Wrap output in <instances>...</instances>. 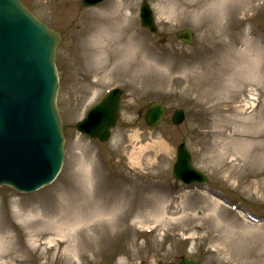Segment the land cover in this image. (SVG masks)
<instances>
[{
  "label": "rangeland",
  "instance_id": "rangeland-1",
  "mask_svg": "<svg viewBox=\"0 0 264 264\" xmlns=\"http://www.w3.org/2000/svg\"><path fill=\"white\" fill-rule=\"evenodd\" d=\"M81 1L22 0L64 35L57 56L65 134L60 176L33 194L0 188L1 223L13 222L26 264H74L76 252V264H178L185 256L204 264H264V0L253 1L242 25L247 0H233L225 18L207 1L195 7L192 0H144L157 35L140 27L143 0H106L96 9ZM126 14L140 51L125 59L113 42L127 34L115 24ZM226 25L237 45L224 44ZM184 29L193 31L189 44L177 37ZM115 85L124 90L118 126L109 143L89 141L76 124ZM152 102L169 112L149 129L144 113ZM177 109L187 115L180 126L171 121ZM181 142L211 178L206 191L184 190L172 178ZM158 184L161 191L153 188ZM106 209L116 223H107ZM155 224L161 226L148 233ZM53 225L63 234L54 235ZM35 228L48 234L47 244L29 251ZM62 237L74 247H56Z\"/></svg>",
  "mask_w": 264,
  "mask_h": 264
},
{
  "label": "water",
  "instance_id": "water-1",
  "mask_svg": "<svg viewBox=\"0 0 264 264\" xmlns=\"http://www.w3.org/2000/svg\"><path fill=\"white\" fill-rule=\"evenodd\" d=\"M145 24L155 30L151 20ZM60 40L19 0H0V184L33 191L52 181L61 168L63 138L55 67ZM118 100L119 93L113 92L79 128L106 141L117 120ZM164 114L163 108L152 105L146 120L157 124ZM181 120L178 114L176 121ZM174 175L184 181L206 180L193 168L184 146L179 149Z\"/></svg>",
  "mask_w": 264,
  "mask_h": 264
},
{
  "label": "bare ground",
  "instance_id": "bare-ground-1",
  "mask_svg": "<svg viewBox=\"0 0 264 264\" xmlns=\"http://www.w3.org/2000/svg\"><path fill=\"white\" fill-rule=\"evenodd\" d=\"M191 1V0H189ZM209 2V5L211 8H213V10H215V12H219L220 15H221V18L222 17H226L228 15H230V13H227V12H224L223 10H231L229 9L228 7L230 6V3L232 2L233 3V0H192L190 3L192 4V6L194 5L195 7H198L200 3L202 2ZM253 1L255 0H247L246 1V7L245 9H243L244 13L248 10H254L256 8L255 4H252ZM239 11V9H238ZM130 16H124L123 15V20L120 22V23H115L116 24V31L117 32H122L125 33L127 31H129L128 29L130 27L129 26V21H130ZM113 18H110L109 20H106V23L108 25H112L113 26ZM235 25V24H234ZM227 32L224 30V29H221V32L225 35V34H228L230 35L229 36V40L224 42V44H231V45H237L239 43V38L238 36L234 35L231 33L230 29H229V26H227ZM112 33V32H110ZM135 34V33H134ZM222 35V34H221ZM115 36V35H114ZM136 36V34H135ZM134 37V36H133ZM132 36H128V32L127 34L125 35L124 39L119 37L118 35H116V38L114 40L113 43H115V50L118 51V52H122L124 54V58L126 59L127 58V54L130 53L131 51H133V49L136 47V49L138 51H140V46L137 44V42L134 40ZM140 54V52H137V56ZM128 61V60H127ZM111 60H107V63L106 65H108V63H110ZM124 63H126V61H124ZM130 63V62H129ZM202 64H198V66H200ZM150 67V66H149ZM160 186H153V188H159ZM128 202V201H127ZM104 207V205H103ZM160 211L163 210V208L159 207ZM111 210L110 209H106L105 210V215H108V217L105 219L107 220V223H112L114 221H112V218L111 216ZM120 221H123V220H119L118 219V222ZM123 222H126V220H124ZM116 223V222H114ZM157 224V223H156ZM161 226V225H160ZM14 228V224L13 222H11V220H5L4 221V225L1 223V220H0V264H19V263H23V261H25L23 259V257L21 256V250L19 248H17V242L15 241V237L12 235V230ZM158 228V226H157ZM156 228V229H157ZM15 229V228H14ZM63 229V228H62ZM62 229H58L56 227V225H53V230H55V232L53 233L54 235H61L63 234V232H61ZM34 231L32 232V235H31V242H32V246L29 247V245H26V247H28L29 251H31V248H36V246L38 247H43L44 245L47 244V242H42V238L44 239L48 234H45V233H41L40 231H38L36 228L33 229ZM68 235V234H67ZM66 235V236H67ZM48 237V236H47ZM46 237V238H47ZM120 237V235H119ZM118 237V238H119ZM65 237H62L60 239H64ZM67 238V237H66ZM64 239V241H56V244L55 246L56 247H60L63 244H66L68 247H74V245L72 244V242L69 241V239ZM49 241H53V240H49ZM54 246V247H55ZM52 247V249L54 248ZM140 252H143V249H139ZM77 251V250H76ZM74 254V253H72ZM132 256H135V253H131ZM74 257L75 258H71L73 263L76 264L77 260L78 259V252H76V255L74 254ZM74 259V260H73ZM27 261V260H26ZM119 264H123L122 261L119 260Z\"/></svg>",
  "mask_w": 264,
  "mask_h": 264
}]
</instances>
